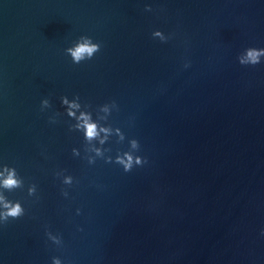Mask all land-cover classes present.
<instances>
[{"label":"water","instance_id":"1","mask_svg":"<svg viewBox=\"0 0 264 264\" xmlns=\"http://www.w3.org/2000/svg\"><path fill=\"white\" fill-rule=\"evenodd\" d=\"M250 48L264 0H0V264H264Z\"/></svg>","mask_w":264,"mask_h":264},{"label":"clouds","instance_id":"2","mask_svg":"<svg viewBox=\"0 0 264 264\" xmlns=\"http://www.w3.org/2000/svg\"><path fill=\"white\" fill-rule=\"evenodd\" d=\"M100 46L97 44H89V43H83L80 44L75 50H72V56L76 62H79L81 59H83L85 56L88 58H91L93 54L97 51H99ZM261 54H264V49L257 50L255 48H250L247 53V60H241V63H251L253 65L259 63V57ZM85 124H86V134L88 138L94 137L96 132V126L95 124L88 123L87 117H85ZM136 142L133 141V146H135ZM121 163H125L124 161H120ZM132 157L128 156V161L125 163V168L128 169L131 166ZM16 180L12 177L10 174L9 177L4 181V184L6 187H12L16 185ZM5 207L8 209L6 213L3 214L4 221H7V218L9 216L13 218L20 217L22 215V208L17 203L15 206L9 207L8 204H5ZM57 264L59 262L57 261Z\"/></svg>","mask_w":264,"mask_h":264}]
</instances>
